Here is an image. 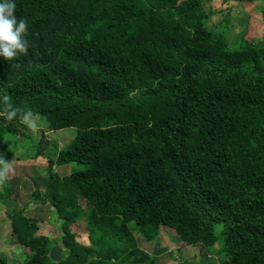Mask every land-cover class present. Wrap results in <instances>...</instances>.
I'll return each instance as SVG.
<instances>
[{"label": "trees", "instance_id": "trees-1", "mask_svg": "<svg viewBox=\"0 0 264 264\" xmlns=\"http://www.w3.org/2000/svg\"><path fill=\"white\" fill-rule=\"evenodd\" d=\"M211 1L15 0L30 48L20 68L0 58V95L51 132L77 131L45 153L49 184L30 197L63 235H40L46 222L30 205L8 214L23 264H135L139 239L154 244L162 228L201 247L199 264L215 246L221 264H264V42L245 30L231 44L209 26ZM19 129L0 116V159L12 156L2 133ZM27 140L36 153L25 160L43 155ZM82 220L89 245L74 231ZM55 241L67 251L59 261Z\"/></svg>", "mask_w": 264, "mask_h": 264}, {"label": "rangeland", "instance_id": "rangeland-1", "mask_svg": "<svg viewBox=\"0 0 264 264\" xmlns=\"http://www.w3.org/2000/svg\"><path fill=\"white\" fill-rule=\"evenodd\" d=\"M180 1H184V0H180ZM206 9L207 10L212 9L216 13L215 17L213 18V21H211L209 23V26L212 28H215V25H216V26H218L216 28H218L219 30H222V32H227L228 36H226V37H227V40L229 38L231 44H233L236 41V39L238 37H240L241 33L245 32V30L248 31L247 35H246V38L248 40L255 41V43H263L264 42V18H263V14H262V11L264 10V1L247 2L246 0H212L208 5H206ZM243 14H245V16ZM226 18H230V20H231L230 24H228V26L231 29L230 32L227 31V29L225 27L226 25H224V24H226L225 23ZM245 18L247 20H245ZM244 22H247V24L245 25ZM18 126L20 127L21 125L18 124ZM19 132H20V134L18 135L17 138L10 137L11 135H9L6 132L2 133L6 144L10 147L9 151L12 154L11 161H12L13 171L10 172L8 178H9L11 184H13V186L15 185V182L17 181L16 180L17 175L19 176V173H21V171L26 172V170L29 169L28 173H30L31 176L35 177V173H37L38 175H40L41 179L48 176L47 167L44 168V166L41 164H38V165H37V163L31 164V162H27V163H23V164L18 163V159L27 158V157L31 156L32 154L36 153V150L32 148L34 143L32 144L31 140H27V139L31 138L32 141L35 143L41 142V151L45 152L46 154L48 152H50L51 153L50 156H51L52 154H56L58 151H60L62 149H66L69 146H71V144L73 143V141L75 139L76 133H77L75 128L65 129V130L58 131V132H53V131L51 132L48 129V126L45 123L40 122V121H38V126L35 130L29 129L26 126V130L23 131V130L19 129ZM43 157L46 160L48 159L47 156H43V155H41L39 158L43 159ZM31 160H33V159H30L28 161H31ZM46 160H44V159L42 161L40 160V163H43L46 165L47 161H48V160L47 161ZM63 168L64 167H59L58 171L61 172L60 170L61 169L63 170ZM66 173L67 174L69 173V168H67V170H65V172H62L61 174L64 175ZM39 185H43L42 180L40 181ZM14 187L12 189V200L16 196V202L18 201L17 205L22 208L25 205L24 203H28V197L30 195V192L32 193L35 189L33 188L30 191L29 189H27V187L24 186V188L27 190H23V186H22L21 181L19 184H16ZM5 188L6 187L4 184H3V186H2V184H0V191H1V193H3L2 196L6 195V192L4 190ZM20 190L22 191V197L20 199H17ZM40 190H42V189H40ZM16 192H17V194H16ZM5 201H6V198H4V202L1 201L3 203L0 204V212H4ZM13 206H12V208L16 209L15 208L16 205H13ZM45 211H47V210H45ZM45 211H42V212L44 213ZM27 212H29V210ZM0 214H2V213H0ZM43 216H44V217H42L43 222H47V223L57 222L56 215H52L51 213L46 212L43 214ZM0 217H2V216H0ZM56 224L57 223L54 224L55 228L58 227V226H56ZM77 225L74 226V229H75V233H77L79 242L80 243L88 242V237L86 234V230L84 228L85 223L83 221H81L80 222V226H81L80 228H77ZM132 226H135V224H132ZM45 230L40 231L39 233L51 234L50 229L46 232H45ZM53 231L54 230H52V232ZM172 231H174V230H172ZM79 232H81V235H78ZM59 235H60V233L58 231L53 232L51 238L58 239L60 237ZM4 237H5V235H4ZM0 239L4 240L5 238L4 239L0 238ZM11 239H12V237H9L6 242H9ZM177 242H179V241H178V238L176 236L169 239V244L172 245L171 249L173 248V252L169 253L170 248L162 249L164 254L163 255L159 254V255H161L160 264H165V263L167 264L171 261V259L173 258L171 256L175 255V253L177 251V249H176L177 244H178ZM54 246L55 247H53V250L51 252V257L53 260L59 261L60 259H63L66 256L67 251L62 248V245L60 246V242L55 241ZM149 246H151V245H149ZM1 247H3V246H0V250H1ZM150 248L154 251L156 249V248H152V246ZM143 249H144V247H143ZM152 250H150L151 252L148 250L149 253L152 254ZM8 251H12V253H9ZM13 251H14V253H13ZM26 251L27 250H25L24 248H20L18 250H17V248L16 249L14 248V250H13L12 246H10V248L7 249L6 251H3V252L0 251V259H2L4 261V264H23V262L25 261V259L28 256ZM217 251H219V247H217V246H215L214 249H210V252H211L210 254L212 256L211 260H209L210 264L211 263L212 264H221V259H220V256L218 255ZM200 252H201V247H192V248H189L187 250V261L189 262V264H199L200 263V261H201ZM143 253L144 252L142 251V254ZM141 259H142V257H141ZM150 262H151L150 260L140 261V259H139V262H136V263H138V264H149ZM172 263L178 264L177 262L175 263V261H173V262L171 261V264Z\"/></svg>", "mask_w": 264, "mask_h": 264}, {"label": "crops", "instance_id": "crops-1", "mask_svg": "<svg viewBox=\"0 0 264 264\" xmlns=\"http://www.w3.org/2000/svg\"><path fill=\"white\" fill-rule=\"evenodd\" d=\"M244 16H245V14H243ZM245 20H247L246 18H245ZM245 23V25L247 24V22H244ZM43 156H46L45 155V152H43ZM22 159V158H21ZM43 159L44 160H46L44 157H43ZM42 158H37V159H33V160H31V161H28V160H30V159H28V160H25V158H23L22 160H18V163H21V164H23V163H27V162H31V164H34V163H37V165L38 164H41V165H43L44 166V168L45 167H47V171H48V161H47V164L45 165V164H43V163H40V160L42 161L43 160ZM36 165V164H35ZM34 165V166H35ZM67 168H69V173H70V168L71 167H64L63 168V170L61 169L60 171L61 172H59L58 170L59 169H57L56 171L61 175V176H68L69 175V173L67 174H61L62 172H65V170H67ZM29 172V169L28 170H26V172L25 171H21V173H19V176L17 175V178H16V182H15V185L16 184H19L20 183V181L22 182V186H23V190H27V189H29L30 191H31V189H35V190H37V189H42V190H44L47 186H48V184H49V175L47 176V177H45V178H42L41 179V177H40V175H38L37 173H35V177H33V176H31L30 175V173H28ZM42 180V182H43V185H39L40 184V181ZM39 181V182H38ZM36 182V183H35ZM14 185V186H15ZM12 186H13V184H12ZM13 186V187H14ZM24 186L25 187H27V189H25L24 188ZM37 188H36V187ZM15 188V187H14ZM34 190V191H35ZM33 191V192H34ZM27 192V191H26ZM32 192V193H33ZM31 192H30V195H29V197H28V203H24L25 205H24V207L26 206V205H30L31 206V204H30V197H31V194H32ZM16 194H17V192H16ZM22 197V191L20 190L19 191V194H18V197H17V199H20ZM13 201V202H12ZM8 205H5V207H4V212H0V213H2V214H0V216H2V217H0V238H5L4 240H2V239H0V246H3V247H1V252H3V251H6L7 249H9L10 248V246H12V249L14 250V248L16 249L17 248V250L18 249H20V248H22L20 245H19V243H18V240H17V238L15 237V235H13L12 233V227H11V223H10V220H8V214L10 213V212H12L13 210H15L14 208H12V206L13 205H16L15 206V208L17 209V210H20V209H23L24 207H20V206H18L17 205V203H18V201L16 202V196H15V198L12 200ZM14 207V206H13ZM9 209V210H8ZM35 210V211H34ZM45 210H47V211H45ZM42 211H45L44 213H51V209L50 208H47V207H43V206H40V205H34V206H31V208L29 209V212H27V214L30 216V217H32V218H40V219H42V217H44L43 216V212ZM46 219V218H45ZM49 219V218H48ZM84 223H85V230H86V234H87V237H88V231H87V223L84 221V220H82ZM81 222V221H80ZM80 222L78 223V225H77V228H80L81 226H80ZM55 223H58V222H54V223H45L44 225H43V228L40 230V231H44L45 229V232L46 231H48L49 229H50V232H51V234H41V233H39L40 235H47V236H49V237H51L52 236V233L53 232H56V231H58L59 233H60V237L63 235V233H62V231H60V228L59 227H56L55 228ZM3 226V227H2ZM56 226H57V224H56ZM76 226V225H75ZM48 228V229H47ZM82 229V228H81ZM52 230H54L53 232H52ZM39 231V232H40ZM74 231H75V229H74ZM49 233V232H48ZM4 235H5V237H4ZM78 235H81V232H79L78 233ZM174 236H176V234H175V232L174 231H172L171 229H168V228H162L161 229V231H160V234H159V237H158V239H157V243L155 244H146L145 242H143V240L140 238L139 239V246H140V249H141V253H140V261H147V260H150L151 261V258H153V257H155V258H157V260H156V263L155 264H160V258H161V255H163L164 253H163V250L162 249H167V248H170L169 249V253H171V252H173V248L171 249V247H172V245L171 244H169V239L170 238H172V237H174ZM9 237H12V239L9 241V242H6L7 241V239L9 238ZM177 237V236H176ZM79 241V240H78ZM178 241H179V239H178ZM178 243V244H177ZM176 244H177V247H176V249H177V251H176V253H175V255H173V256H171V257H173L172 259H171V261L173 262V261H175V263L177 262L178 264H189V262L187 261V250L189 249V248H192V247H187V246H184L180 241L179 242H177ZM82 244H84V245H89V239H88V242H86V243H82ZM149 245H151L152 246V248H156L155 249V251L154 250H152L150 247L151 246H149ZM143 247H144V249H143ZM150 250H152V254L151 253H149V251ZM191 250V249H190ZM142 251L144 252L143 254H142ZM9 253H12V251H8ZM151 252V251H150ZM13 253H14V251H13ZM159 254H161V255H159ZM144 256V257H143ZM170 256V255H169ZM141 257H142V259H141ZM147 257V258H146ZM61 260V259H60ZM171 261L169 262V263H167V264H171ZM136 262H139V259L138 260H136L135 261V264H138V263H136ZM149 264H151V262L149 263ZM166 264V263H165ZM173 264V263H172Z\"/></svg>", "mask_w": 264, "mask_h": 264}, {"label": "clouds", "instance_id": "clouds-1", "mask_svg": "<svg viewBox=\"0 0 264 264\" xmlns=\"http://www.w3.org/2000/svg\"><path fill=\"white\" fill-rule=\"evenodd\" d=\"M28 32L29 23L24 17L18 18L15 0H0V58L9 62L10 67H21L17 60L30 48ZM0 116L8 122L18 119L32 130L37 128L40 118L31 108H17L10 95H0ZM12 171V161L0 159V184L7 181Z\"/></svg>", "mask_w": 264, "mask_h": 264}]
</instances>
